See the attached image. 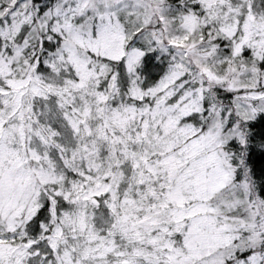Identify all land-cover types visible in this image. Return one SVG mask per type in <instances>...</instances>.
Here are the masks:
<instances>
[{
	"label": "snow or ice",
	"instance_id": "obj_1",
	"mask_svg": "<svg viewBox=\"0 0 264 264\" xmlns=\"http://www.w3.org/2000/svg\"><path fill=\"white\" fill-rule=\"evenodd\" d=\"M0 264H264V0H0Z\"/></svg>",
	"mask_w": 264,
	"mask_h": 264
}]
</instances>
